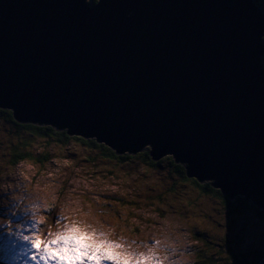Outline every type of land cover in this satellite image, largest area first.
Listing matches in <instances>:
<instances>
[{
  "label": "water",
  "instance_id": "1",
  "mask_svg": "<svg viewBox=\"0 0 264 264\" xmlns=\"http://www.w3.org/2000/svg\"><path fill=\"white\" fill-rule=\"evenodd\" d=\"M261 33L253 0H0V109L115 155L149 144L264 212Z\"/></svg>",
  "mask_w": 264,
  "mask_h": 264
},
{
  "label": "clouds",
  "instance_id": "2",
  "mask_svg": "<svg viewBox=\"0 0 264 264\" xmlns=\"http://www.w3.org/2000/svg\"><path fill=\"white\" fill-rule=\"evenodd\" d=\"M84 3L95 7L101 0ZM254 4L264 12V0ZM128 15L134 12L129 10ZM53 163L57 166L38 165L30 158L19 159L14 166L0 161V207L22 216L16 222L0 217V264H186L185 238L174 218L165 219L154 236L129 239L114 214L103 207L104 201L89 195L103 191L98 185L104 181L99 176L91 179V168L85 167L89 175L83 176L65 159L56 157ZM66 180L74 187L61 195ZM53 206L59 209L54 221L47 214ZM233 234L238 241L234 253L247 251L251 240L238 221Z\"/></svg>",
  "mask_w": 264,
  "mask_h": 264
},
{
  "label": "rangeland",
  "instance_id": "3",
  "mask_svg": "<svg viewBox=\"0 0 264 264\" xmlns=\"http://www.w3.org/2000/svg\"><path fill=\"white\" fill-rule=\"evenodd\" d=\"M17 141L19 139L15 127L0 116V161L5 165H10V144ZM79 141L71 140L66 145H60L44 138H33L28 148L37 156L47 154L50 160L46 162L53 167L57 166L53 163V158L58 157L73 164L83 176L89 175L85 167L91 168V179L99 176L104 183L98 186L104 190L89 195H95L104 201L103 207L114 214L119 226L125 229L127 238H142L145 234L154 236L157 227L165 219L174 218L180 223L179 232L185 238L186 264H231L230 253H234V248L238 246L233 225L238 221L240 230L251 240V246L247 251L239 253L240 256L254 248L264 247V224L259 218L254 215H231L212 192L211 196L206 195L192 183L196 178H187L189 182L180 179L165 159L170 154L152 161L157 166H151L143 160L142 155L150 147L149 144L144 145L132 158L118 159ZM38 148L44 151H38ZM125 153L127 152L116 156H123ZM72 175L75 176L74 171ZM204 182L212 183L214 180H204L201 183ZM64 184L66 188L61 189V195L67 188L74 187L67 180ZM92 203L95 206L97 201L93 200ZM58 211V206H53L47 214L54 221L59 218ZM0 217L13 222L22 219L20 214L13 215L4 207H0ZM218 217L221 219H217ZM252 260V256L248 257V261Z\"/></svg>",
  "mask_w": 264,
  "mask_h": 264
},
{
  "label": "trees",
  "instance_id": "4",
  "mask_svg": "<svg viewBox=\"0 0 264 264\" xmlns=\"http://www.w3.org/2000/svg\"><path fill=\"white\" fill-rule=\"evenodd\" d=\"M254 1V0H253ZM264 43V41H263ZM264 58V55H263ZM264 68V63H262ZM0 116L6 123L15 127L17 137L19 141L12 142L10 151V165H15L19 159L30 158L36 163H46L50 160L47 154L34 155L28 148L29 142L33 138H44L47 141H54L60 145H66L71 140H80L82 144H88L89 146L96 147L101 150L104 154L110 156L111 158L122 159L125 157L132 158L134 154L125 153L123 156H116L115 151L109 145L104 142L99 143L95 138L85 139L84 137H75L67 134L66 129L57 130L50 125H37L32 123L21 124L18 123L14 117L12 110L10 109H0ZM150 147L146 148L142 155L143 160L151 166H157V163H153L150 156ZM169 165L173 168V172L179 176L182 180H188L186 175V169L184 164L176 163L172 155L165 157ZM194 184L200 189V191L206 195L211 196V192L214 197L220 199V202L224 206V209L231 215H254L259 218L264 224V212L257 206H255L250 200H246L243 196H236L233 199L225 196L220 189H213L210 182L199 183L197 179H193ZM251 253V254H250ZM245 255V257H244ZM252 256V261H248V257ZM230 258L232 259L231 264H262L264 259V247H258L251 250V252L240 254L230 253ZM211 259V257H210ZM209 260V259H208ZM205 264V263H204Z\"/></svg>",
  "mask_w": 264,
  "mask_h": 264
},
{
  "label": "snow or ice",
  "instance_id": "5",
  "mask_svg": "<svg viewBox=\"0 0 264 264\" xmlns=\"http://www.w3.org/2000/svg\"><path fill=\"white\" fill-rule=\"evenodd\" d=\"M185 182H189V181L185 180ZM194 182L195 181H192V183H194ZM217 219H221V218L218 217ZM151 243L154 244V245H159L160 241L155 240V241H151ZM36 259L38 260V257H36Z\"/></svg>",
  "mask_w": 264,
  "mask_h": 264
},
{
  "label": "bare ground",
  "instance_id": "6",
  "mask_svg": "<svg viewBox=\"0 0 264 264\" xmlns=\"http://www.w3.org/2000/svg\"><path fill=\"white\" fill-rule=\"evenodd\" d=\"M80 142V141H79Z\"/></svg>",
  "mask_w": 264,
  "mask_h": 264
}]
</instances>
